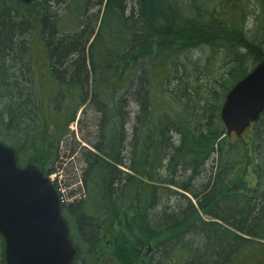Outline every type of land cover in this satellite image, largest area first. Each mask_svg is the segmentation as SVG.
I'll return each mask as SVG.
<instances>
[{"label": "trees", "instance_id": "16d2710c", "mask_svg": "<svg viewBox=\"0 0 264 264\" xmlns=\"http://www.w3.org/2000/svg\"><path fill=\"white\" fill-rule=\"evenodd\" d=\"M263 58L264 0H0V142L50 176L94 114L74 264H264V112L221 119Z\"/></svg>", "mask_w": 264, "mask_h": 264}, {"label": "water", "instance_id": "95a60500", "mask_svg": "<svg viewBox=\"0 0 264 264\" xmlns=\"http://www.w3.org/2000/svg\"><path fill=\"white\" fill-rule=\"evenodd\" d=\"M34 1L20 0L25 5ZM263 112L264 58L225 98L226 135L241 137ZM0 235L6 264H73L78 255L52 180L33 164L20 168L17 152L2 143Z\"/></svg>", "mask_w": 264, "mask_h": 264}, {"label": "rangeland", "instance_id": "374dc122", "mask_svg": "<svg viewBox=\"0 0 264 264\" xmlns=\"http://www.w3.org/2000/svg\"><path fill=\"white\" fill-rule=\"evenodd\" d=\"M94 15L99 16L98 8H95L91 11ZM86 110V106L81 107L77 112L76 121L70 125L69 129L71 131L72 136L67 138L65 144L61 145V156L59 162L56 165V171L54 172L53 177L55 180L60 183L63 192L68 195L71 190H79L80 183L79 178L82 174V169L84 167L83 162L81 161V156L79 155V149H77L76 153L72 152V149L75 148L76 143H80L81 146H86L90 148L85 142H83V137L87 135L89 128L93 126V116L94 114L89 112L86 117L83 118V121L79 123L78 120L84 115L83 111ZM87 120V121H86ZM131 132V128H130ZM74 136V137H73ZM74 242V240H73ZM0 240V264H3V248Z\"/></svg>", "mask_w": 264, "mask_h": 264}, {"label": "flooded vegetation", "instance_id": "af4514ba", "mask_svg": "<svg viewBox=\"0 0 264 264\" xmlns=\"http://www.w3.org/2000/svg\"><path fill=\"white\" fill-rule=\"evenodd\" d=\"M1 245H2V248H4V247H3V243H1ZM4 261H5V258H4ZM2 262H3V259H2ZM5 264H6V262H5Z\"/></svg>", "mask_w": 264, "mask_h": 264}]
</instances>
